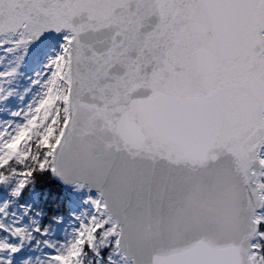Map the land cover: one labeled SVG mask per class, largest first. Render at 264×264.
Here are the masks:
<instances>
[{
	"label": "snow or ice",
	"instance_id": "snow-or-ice-1",
	"mask_svg": "<svg viewBox=\"0 0 264 264\" xmlns=\"http://www.w3.org/2000/svg\"><path fill=\"white\" fill-rule=\"evenodd\" d=\"M4 46L48 72L0 128V185L97 192L48 264H264V0H0Z\"/></svg>",
	"mask_w": 264,
	"mask_h": 264
},
{
	"label": "rangeland",
	"instance_id": "rangeland-1",
	"mask_svg": "<svg viewBox=\"0 0 264 264\" xmlns=\"http://www.w3.org/2000/svg\"><path fill=\"white\" fill-rule=\"evenodd\" d=\"M0 48V74L15 69V76L4 85L3 95L6 99L0 100V128H12L26 123L25 115L27 110L37 102L46 91L44 85L45 75L48 69L45 67L48 62L43 52L38 49H30L27 55L20 59V54L15 50H8L9 46ZM11 93V95H8ZM20 115H16V114ZM42 115V113H41ZM71 200V211L66 219L58 220V227L53 230L54 235H59L60 239L51 242L49 250L42 256L31 258L27 264H48L47 258L55 255L61 245L66 244L79 228L78 217L85 213H90L91 203L94 198L86 195L82 189L72 188L69 190ZM3 197L0 195V214L5 212ZM0 219V224L5 228L23 230L26 225L20 209L13 208L6 222ZM8 242V233H0V243ZM13 246V244H12ZM9 259L10 256L8 257ZM13 264H26L24 260L15 261Z\"/></svg>",
	"mask_w": 264,
	"mask_h": 264
},
{
	"label": "trees",
	"instance_id": "trees-1",
	"mask_svg": "<svg viewBox=\"0 0 264 264\" xmlns=\"http://www.w3.org/2000/svg\"><path fill=\"white\" fill-rule=\"evenodd\" d=\"M33 140L35 139L33 138ZM33 151H35L34 148ZM5 191L6 186L0 185V192ZM31 193L37 194V201L33 207L39 209L44 216L38 227L30 224V227L24 232L30 238L24 240L15 238L20 248L18 257L24 259L39 256L48 248L47 242L51 239L50 232L55 226L56 217H65L69 210V193L52 178L50 170L36 171L24 194L18 199L8 196V202L14 201L18 205L25 201ZM6 217L7 215H4L3 219ZM36 228H39L40 231L36 232Z\"/></svg>",
	"mask_w": 264,
	"mask_h": 264
},
{
	"label": "water",
	"instance_id": "water-1",
	"mask_svg": "<svg viewBox=\"0 0 264 264\" xmlns=\"http://www.w3.org/2000/svg\"><path fill=\"white\" fill-rule=\"evenodd\" d=\"M52 175H53V177L56 179V180H59L61 183H64V184H66V185H75V184H71V183H66L60 176H58V175H56V174H54L53 172H52ZM89 190V189H88ZM89 192H92V193H97L95 190H89Z\"/></svg>",
	"mask_w": 264,
	"mask_h": 264
}]
</instances>
